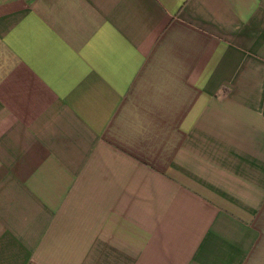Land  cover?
<instances>
[{"label": "crops", "instance_id": "0c3cea01", "mask_svg": "<svg viewBox=\"0 0 264 264\" xmlns=\"http://www.w3.org/2000/svg\"><path fill=\"white\" fill-rule=\"evenodd\" d=\"M0 264H264V0H0Z\"/></svg>", "mask_w": 264, "mask_h": 264}]
</instances>
